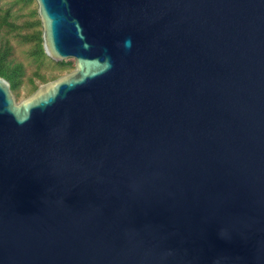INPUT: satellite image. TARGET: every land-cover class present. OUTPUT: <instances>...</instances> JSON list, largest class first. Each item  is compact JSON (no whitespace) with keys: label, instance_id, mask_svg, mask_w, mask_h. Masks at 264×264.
I'll return each mask as SVG.
<instances>
[{"label":"water","instance_id":"95a60500","mask_svg":"<svg viewBox=\"0 0 264 264\" xmlns=\"http://www.w3.org/2000/svg\"><path fill=\"white\" fill-rule=\"evenodd\" d=\"M74 69L0 76V264H264V0H34Z\"/></svg>","mask_w":264,"mask_h":264},{"label":"trees","instance_id":"16d2710c","mask_svg":"<svg viewBox=\"0 0 264 264\" xmlns=\"http://www.w3.org/2000/svg\"><path fill=\"white\" fill-rule=\"evenodd\" d=\"M33 3H35L34 0H15V2H13L9 8L4 11V15L0 17V31L7 28L10 31L16 32V36L19 38L20 43L29 45V49L26 54L37 66V68H39L46 61L50 62L51 60L48 59L43 52L41 24L37 16L36 8L28 9L26 14L27 19L21 24L8 21L10 12L15 6H18V10H22L29 7ZM10 53L11 47L7 43L0 44V76L9 81L11 90L15 96H17V91L23 84L25 69L21 63L15 62L10 58ZM55 64L60 67L72 66V63L67 60ZM35 78L39 79L41 83L47 81L44 75H40L35 72L33 77L28 79L30 92L37 88L35 85Z\"/></svg>","mask_w":264,"mask_h":264},{"label":"rangeland","instance_id":"374dc122","mask_svg":"<svg viewBox=\"0 0 264 264\" xmlns=\"http://www.w3.org/2000/svg\"><path fill=\"white\" fill-rule=\"evenodd\" d=\"M15 2V0H0V17L4 15V11L9 8V6ZM36 8V4L33 3L27 8L22 10H18V6H15L10 12V16L8 17L9 22H16L17 24H21L25 21L26 14L28 9ZM7 43L11 47L10 58L15 62L21 63L25 69V75L23 77V84L18 89V95L15 96L17 101H20L34 91L30 92V84L28 79L33 77V74L37 72L40 75H44L46 78V82L52 81L60 76H63L74 69V60L68 59L67 61L72 63L71 67H60L52 61H46L39 68L31 61V59L27 56L26 52L29 49L28 44H22L19 41V38L16 36V32L10 31L7 28H4L0 31V44ZM43 82V83H46ZM37 78H35V85L38 87L43 84ZM15 95V94H14Z\"/></svg>","mask_w":264,"mask_h":264}]
</instances>
